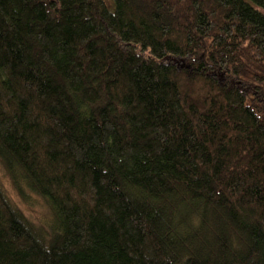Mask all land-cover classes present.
<instances>
[{"label":"trees","instance_id":"16d2710c","mask_svg":"<svg viewBox=\"0 0 264 264\" xmlns=\"http://www.w3.org/2000/svg\"><path fill=\"white\" fill-rule=\"evenodd\" d=\"M0 170V264H264V0H0Z\"/></svg>","mask_w":264,"mask_h":264},{"label":"rangeland","instance_id":"374dc122","mask_svg":"<svg viewBox=\"0 0 264 264\" xmlns=\"http://www.w3.org/2000/svg\"><path fill=\"white\" fill-rule=\"evenodd\" d=\"M176 64L178 66H182L183 64H185V62L177 61ZM220 76L224 78L222 74ZM221 77L220 79L222 80L223 78ZM0 176L5 184V188H6L5 190L9 195L8 197L10 198V200L13 202L14 205L16 204L18 207L21 208V210L23 211V213L27 218L33 221L35 225H43L51 221L52 213L50 211L47 202L43 198L33 193L32 191L27 190L25 199H22L7 183L6 178L1 170H0Z\"/></svg>","mask_w":264,"mask_h":264},{"label":"water","instance_id":"95a60500","mask_svg":"<svg viewBox=\"0 0 264 264\" xmlns=\"http://www.w3.org/2000/svg\"><path fill=\"white\" fill-rule=\"evenodd\" d=\"M175 61H177V59H175Z\"/></svg>","mask_w":264,"mask_h":264}]
</instances>
